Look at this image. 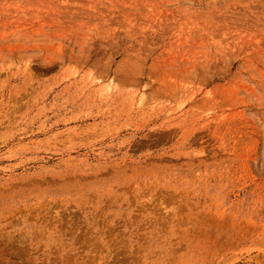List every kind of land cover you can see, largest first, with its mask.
Wrapping results in <instances>:
<instances>
[{"label": "rangeland", "instance_id": "rangeland-1", "mask_svg": "<svg viewBox=\"0 0 264 264\" xmlns=\"http://www.w3.org/2000/svg\"><path fill=\"white\" fill-rule=\"evenodd\" d=\"M0 264H264V0H0Z\"/></svg>", "mask_w": 264, "mask_h": 264}, {"label": "bare ground", "instance_id": "bare-ground-1", "mask_svg": "<svg viewBox=\"0 0 264 264\" xmlns=\"http://www.w3.org/2000/svg\"><path fill=\"white\" fill-rule=\"evenodd\" d=\"M169 262V261H168Z\"/></svg>", "mask_w": 264, "mask_h": 264}]
</instances>
